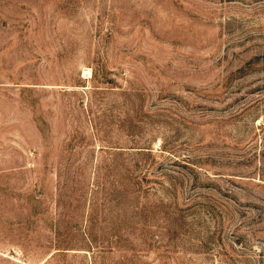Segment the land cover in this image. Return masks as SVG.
<instances>
[{
    "label": "rangeland",
    "instance_id": "374dc122",
    "mask_svg": "<svg viewBox=\"0 0 264 264\" xmlns=\"http://www.w3.org/2000/svg\"><path fill=\"white\" fill-rule=\"evenodd\" d=\"M0 264H264V0H0Z\"/></svg>",
    "mask_w": 264,
    "mask_h": 264
},
{
    "label": "bare ground",
    "instance_id": "6f19581e",
    "mask_svg": "<svg viewBox=\"0 0 264 264\" xmlns=\"http://www.w3.org/2000/svg\"><path fill=\"white\" fill-rule=\"evenodd\" d=\"M85 72V71H84ZM88 76H89V74H88Z\"/></svg>",
    "mask_w": 264,
    "mask_h": 264
}]
</instances>
